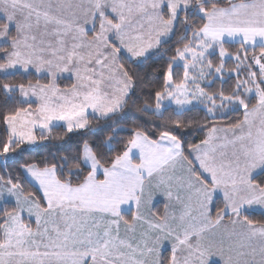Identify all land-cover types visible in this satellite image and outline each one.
<instances>
[{
  "label": "snow or ice",
  "instance_id": "6c2138e0",
  "mask_svg": "<svg viewBox=\"0 0 264 264\" xmlns=\"http://www.w3.org/2000/svg\"><path fill=\"white\" fill-rule=\"evenodd\" d=\"M0 264H264V0H0Z\"/></svg>",
  "mask_w": 264,
  "mask_h": 264
}]
</instances>
